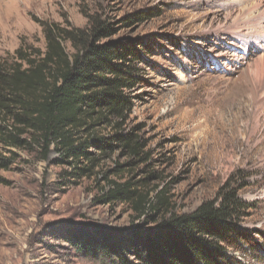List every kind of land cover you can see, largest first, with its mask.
<instances>
[{"label":"rangeland","instance_id":"obj_1","mask_svg":"<svg viewBox=\"0 0 264 264\" xmlns=\"http://www.w3.org/2000/svg\"><path fill=\"white\" fill-rule=\"evenodd\" d=\"M260 4L264 0H0V61L21 44L44 49V26L52 22L84 28L98 20L113 30L102 42L127 41L139 52L129 56L137 79L123 91L130 102L124 113L91 117L76 137L113 145L89 146L99 159L90 176L65 178L90 162L56 164L54 146L46 160L39 149L20 151L17 163L1 172L0 264H111L77 253L64 238L93 225L123 232L153 226L136 210V199H106L124 184L149 197L165 191L178 213L219 201L223 187L237 189L245 203L237 223L243 237L223 261L264 264ZM138 13L144 19L133 18ZM129 135L142 142L140 156L118 140Z\"/></svg>","mask_w":264,"mask_h":264},{"label":"trees","instance_id":"obj_2","mask_svg":"<svg viewBox=\"0 0 264 264\" xmlns=\"http://www.w3.org/2000/svg\"><path fill=\"white\" fill-rule=\"evenodd\" d=\"M133 18L142 20L144 15ZM93 22L84 28L46 24L44 49L21 44L0 61V184L6 183L1 172L17 163L20 151L39 149L46 160L54 146L59 153L56 164L72 167L82 160L90 162L63 176L85 177L99 161L89 146L102 150L113 146L99 138L81 142L76 137L91 117L100 120L124 113L130 102L123 91L137 79L129 56L139 52L127 41L102 42L113 30ZM118 140L133 155H141V141L130 135ZM219 195V201L207 200L191 212L178 213L165 191L149 197L124 184L107 192L106 199H136V210L153 226L123 232L93 225L92 230L71 229L64 239L77 253L111 264H225L227 250L243 237L237 223L245 203L235 188L223 187Z\"/></svg>","mask_w":264,"mask_h":264},{"label":"bare ground","instance_id":"obj_3","mask_svg":"<svg viewBox=\"0 0 264 264\" xmlns=\"http://www.w3.org/2000/svg\"><path fill=\"white\" fill-rule=\"evenodd\" d=\"M259 6H263L264 7V4H260ZM261 11H263V10H261ZM262 15V14H261ZM262 19V18H261ZM260 26L261 27H264V17H263V19H262V22L260 23ZM262 48H264V46H261ZM258 51H260L259 53H258V55L261 57V59H263V61H262V65H263V67H264V49L262 50H258Z\"/></svg>","mask_w":264,"mask_h":264}]
</instances>
